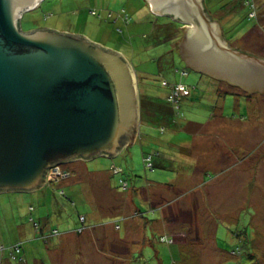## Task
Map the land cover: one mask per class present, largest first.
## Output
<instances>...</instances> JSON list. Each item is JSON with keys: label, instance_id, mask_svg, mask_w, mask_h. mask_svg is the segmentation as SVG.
<instances>
[{"label": "rangeland", "instance_id": "obj_1", "mask_svg": "<svg viewBox=\"0 0 264 264\" xmlns=\"http://www.w3.org/2000/svg\"><path fill=\"white\" fill-rule=\"evenodd\" d=\"M255 1L254 21L241 8L220 30L229 48L264 58V0ZM210 18L226 23L221 10ZM19 26L82 34L121 53L139 98L145 93L163 111L150 104L135 141L115 157L80 159L71 177L33 191L0 192V264H264V93L232 86L238 95H226L223 81L186 68L177 56L184 27L146 0H43ZM163 81L188 87L189 96L168 109ZM174 183L201 202H174L183 212L171 239L153 196L179 197L169 192ZM53 231L62 236L46 243Z\"/></svg>", "mask_w": 264, "mask_h": 264}, {"label": "water", "instance_id": "obj_2", "mask_svg": "<svg viewBox=\"0 0 264 264\" xmlns=\"http://www.w3.org/2000/svg\"><path fill=\"white\" fill-rule=\"evenodd\" d=\"M42 1L0 0V192L38 189L64 163L115 157L138 133L137 85L121 53L82 34L20 30ZM146 1L185 25L186 68L264 93V58L229 48L202 0Z\"/></svg>", "mask_w": 264, "mask_h": 264}, {"label": "crops", "instance_id": "obj_3", "mask_svg": "<svg viewBox=\"0 0 264 264\" xmlns=\"http://www.w3.org/2000/svg\"><path fill=\"white\" fill-rule=\"evenodd\" d=\"M147 2V1H146ZM148 3V5L150 6V4H149V2H147ZM202 3H203V6H204V9H205V11H206V13L211 17V15L212 14H215V12L216 13H218V11H220V10H222L223 12H225V14H226V23H224V24H219V26L221 27V29L223 28V27H226V26H231L230 25V23L232 22V16H231V14H233V16H234V14H235V12L237 11V13H236V15L238 16V14H241V11L245 8V7H243V5H242V1L241 0H223V2L222 3H220V4H218V1L217 0H202ZM227 3V4H226ZM223 4H225L226 6L225 7H223L222 8V6L220 7V5H223ZM151 8V7H150ZM241 8H242V10H241ZM153 11V10H152ZM154 13V12H153ZM155 14V13H154ZM155 15H157V16H166V17H171V16H169V15H159V14H155ZM171 20H173V21H177V23H179V24H181V26L182 27H184L183 26V24H182V21H179V20H176V19H174V18H170ZM223 25V26H222ZM223 30V29H222ZM135 76V75H134ZM138 90V89H137ZM138 102H139V96H138ZM148 116V115H147ZM227 120V119H226ZM230 120V119H229ZM139 124H140V109H139ZM136 138V137H135ZM135 141V139L133 140V142ZM132 142V143H133ZM125 147H127V146H125ZM124 147V148H125ZM79 160L80 159H78V160H74V161H71V162H68L67 164H68V166H67V170H64L65 171V173L67 174L66 175V177L68 178L69 176H70V174L72 173V172H76V171H78L77 170V162H79ZM180 160V159H179ZM178 162V161H177ZM184 166V165H183ZM206 166H208L207 164H204V166H202V167H200V168H204V167H206ZM188 167H190V168H192L193 166L192 165H188ZM204 170H208V169H203L202 170V172L204 171ZM201 172V171H200ZM71 177V176H70ZM50 181V180H49ZM208 181H205L204 180V176H203V180H202V185H205L206 183H207ZM210 183L211 184H213L212 183V181H210ZM45 184V183H44ZM43 184V185H44ZM42 185V186H43ZM170 187H171V189L169 190V192H172V193H174L175 195H179V193H181V191H180V183H174V184H170L169 185ZM204 188V187H203ZM168 192V193H169ZM168 195L167 194H165V193H163V192H161V191H156L155 192V194H154V196H153V198H154V200H157L156 201V204H157V207H158V211H159V216L160 217H162L163 219H164V225H165V227H166V229L169 231V235L171 236L170 238L171 239H173L174 238V236H175V233L173 234V235H171V233L172 232H174L175 230L173 229V228H175L177 225H179V214L181 215V213L183 212V210H181V212H180V210H176V209H174V202H201L200 200H199V197L197 196H195V194L192 196V197H189L188 195L187 196H185L184 198L182 197V196H180L179 195V197H174V199H171V198H168L167 197ZM201 196H203V195H201ZM204 198V200H205V202H209V201H211L209 198H206L205 196H203ZM243 197V196H242ZM246 198V197H245ZM185 199H187V200H185ZM247 199V198H246ZM245 199V200H246ZM241 202H244V201H242V200H240ZM245 202H248V201H245ZM33 211V210H32ZM31 211V212H32ZM41 214L40 213H37V218L36 219H38V221L41 223V225L44 227V228H48V226L47 225H43L42 224V222H41ZM44 217H46V215H44ZM80 217H83V216H79V218H78V221L79 222H81L80 221ZM84 218V217H83ZM32 219V218H31ZM33 220V219H32ZM85 220V219H84ZM84 220H83V222H81L82 224L84 223ZM34 222V221H33ZM46 222V221H45ZM44 222V223H45ZM33 225V224H32ZM84 230H85V227H84ZM39 231H41V229L39 230ZM38 231V232H39ZM48 232V231H47ZM176 232V231H175ZM83 233V229H81V232H78V234H77V240L78 241H80V234H82ZM40 234H42V232L40 233ZM62 236V234H59L58 232L57 233H53V232H51V233H49L48 234V236H45V235H43L42 236V238H44L45 239V242L47 243V239H52V238H54L55 239V237H61ZM101 240H103V239H101ZM18 243H20V241L18 242ZM19 245V244H18ZM116 244H114V247L116 248V246H115ZM62 246V247H61ZM57 248H59V247H61L60 249L61 250H63L64 249V247H63V244L62 245H58V246H56ZM118 250H121V248L120 249H118ZM117 254H119V251H118V253ZM117 256V255H116ZM26 262V261H25ZM25 262H21V263H25ZM109 262V261H108ZM110 262H112V261H110ZM12 262H8V261H4L3 262V264H11ZM27 264V263H26ZM111 264V263H110ZM112 264H116V263H114V262H112ZM118 264V263H117Z\"/></svg>", "mask_w": 264, "mask_h": 264}, {"label": "built area", "instance_id": "obj_4", "mask_svg": "<svg viewBox=\"0 0 264 264\" xmlns=\"http://www.w3.org/2000/svg\"><path fill=\"white\" fill-rule=\"evenodd\" d=\"M244 1V4L245 6L247 7L248 9V18L250 20H254L253 18L256 16L255 15V11L257 9V6H256V1L255 0H243ZM125 18V16L123 17V19ZM162 85L163 86H167L166 85V82H162ZM188 95V90L186 89V87L184 85H174V86H169V93L167 94L166 96V101L171 104L172 106H175V104H177L178 100L181 99V98H184ZM114 172H116V170H114ZM60 175L62 176V178L66 177V173L65 172H62L60 171V169L58 167H56L54 170H52L50 173H49V176L47 177V179L49 180H52V179H55L57 177H60ZM30 211L32 210V208L29 209ZM83 217H80V221L83 222ZM33 222V220H32ZM33 225L35 227L36 230L39 229V225L36 223V222H33ZM79 232H81V230H79ZM53 233H57L56 231H53ZM164 240V238H162ZM14 249V252L16 254H19L20 253V247L19 245H15L13 247Z\"/></svg>", "mask_w": 264, "mask_h": 264}, {"label": "trees", "instance_id": "obj_5", "mask_svg": "<svg viewBox=\"0 0 264 264\" xmlns=\"http://www.w3.org/2000/svg\"><path fill=\"white\" fill-rule=\"evenodd\" d=\"M218 1V4H220V3H222L223 2V0H217ZM242 1V5H243V7H246L245 5H244V3H243V0H241ZM227 4V3H226ZM222 6V8L223 7H225L226 5L225 4H223V5H220V7ZM222 11V10H221ZM247 14H248V9H247V13H246V19L248 20V21H254V20H250L249 18H248V16H247ZM163 17H165V16H163ZM171 20V19H170ZM172 22H175V23H177V21H173L172 20ZM177 25H178V23H177ZM180 38V37H179ZM226 40H228L227 38H225ZM177 56L179 57V55H178V53H177ZM179 59H180V57H179ZM184 64V63H183ZM201 75V74H200ZM163 82H166V81H163ZM218 82H220V81H218ZM220 83H222V84H224V86L228 89V90H226L225 89V94L226 95H233V96H235V95H238V93L237 92H232V89H234L232 86H230L229 84H227V83H224V82H220ZM180 84V83H179ZM166 85L167 86H163L162 85V87H165V88H167L168 89V91H167V94L169 93V86L171 87V86H174V85H178V84H169L168 82H166ZM180 85H182V84H180ZM186 87V86H185ZM186 89L188 90V95L186 96V97H188L189 96V94H190V89L188 88V87H186ZM235 90V89H234ZM167 96V95H166ZM245 97H244V100H246V99H248V97H249V95H244ZM166 99V98H165ZM155 100H153L152 99V101L149 99L148 100V97H147V95L144 93V95L142 94L141 96H140V98H139V109H140V121L142 122V120L144 119V117H149V113H151V107H150V104H153L154 105V108H153V110H154V112H157L158 111V109L159 108H157L158 107V104H157V102L155 103L154 102ZM168 106V109L169 108H171L172 109V106H171V104H169L168 102H165ZM162 106V105H161ZM163 107V106H162ZM161 109V111H163V109L162 108H160ZM152 110V111H153ZM161 111H158L159 113L161 112ZM155 114V113H154ZM148 115V116H147ZM147 159L145 158V161H146ZM114 170H115V168L114 167H112L111 168V173H113L114 174ZM32 211V210H31ZM30 211V212H31ZM84 219V218H83ZM38 224V223H37ZM33 227H34V225H33ZM34 229H35V227H34ZM36 230V229H35ZM36 231H39V229L38 230H36ZM163 238V236H161L160 237V240L161 241H165V239L163 240L162 239ZM169 243L171 244V242L169 241Z\"/></svg>", "mask_w": 264, "mask_h": 264}, {"label": "clouds", "instance_id": "obj_6", "mask_svg": "<svg viewBox=\"0 0 264 264\" xmlns=\"http://www.w3.org/2000/svg\"><path fill=\"white\" fill-rule=\"evenodd\" d=\"M243 3H244V1H243ZM245 5V4H244ZM224 37V36H223ZM226 37H224V39H225ZM226 40V39H225ZM205 76V75H204ZM214 80V79H213ZM165 101H166V99H165ZM167 102V101H166ZM60 166H58V168H59ZM62 171V170H61ZM62 172H65V171H62ZM49 179H47V177H46V181H48Z\"/></svg>", "mask_w": 264, "mask_h": 264}, {"label": "flooded vegetation", "instance_id": "obj_7", "mask_svg": "<svg viewBox=\"0 0 264 264\" xmlns=\"http://www.w3.org/2000/svg\"><path fill=\"white\" fill-rule=\"evenodd\" d=\"M171 18V17H170ZM185 66V65H184Z\"/></svg>", "mask_w": 264, "mask_h": 264}]
</instances>
